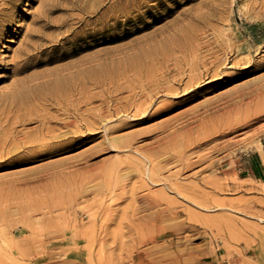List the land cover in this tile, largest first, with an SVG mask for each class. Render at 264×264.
Wrapping results in <instances>:
<instances>
[{"label": "rangeland", "instance_id": "1", "mask_svg": "<svg viewBox=\"0 0 264 264\" xmlns=\"http://www.w3.org/2000/svg\"><path fill=\"white\" fill-rule=\"evenodd\" d=\"M8 1L16 6L8 23L16 43L0 41L7 61L0 65V92L7 94L18 88L17 78L31 87L80 66L91 68V94L99 93L93 82L109 79L130 57L159 54L194 33H232L253 45L264 41V20L243 13L250 0H52L42 19V3L51 0H0V6ZM27 37L36 45L34 58L30 70L15 77ZM254 55L264 61V52ZM263 77L261 70L225 85L203 84L198 99L168 115L119 131L114 122L107 133L46 157L39 156L59 150L66 139L41 140L36 118L17 126L20 139L0 144V155L6 154L0 158V264H264V110L254 113L264 95L249 103L252 116L237 132L190 149L195 164L184 173L176 175L182 166L175 156L153 157L166 166L162 179L174 174L168 183L188 191L183 196L149 183L141 171L150 166L143 154L156 146L143 136L156 125ZM23 137L26 146L34 145L30 153L22 150ZM129 142L131 148L124 147ZM146 195L164 204L146 211ZM165 199L174 208L167 210ZM150 215L158 222L140 225L137 219Z\"/></svg>", "mask_w": 264, "mask_h": 264}, {"label": "bare ground", "instance_id": "2", "mask_svg": "<svg viewBox=\"0 0 264 264\" xmlns=\"http://www.w3.org/2000/svg\"><path fill=\"white\" fill-rule=\"evenodd\" d=\"M246 4L243 13L256 21L264 20V0H250ZM52 6H54L52 0L42 3L38 17L40 19L47 17L49 14L47 12L52 11ZM15 8L14 1L5 2L0 6V41L5 38L6 43L10 44L16 43L15 38L9 34L11 26H8ZM43 8H45L44 11H41ZM33 36L35 38L36 35L30 34L28 37ZM238 38L232 33L225 32H215L212 36L194 33L184 37L185 44H181L180 39L179 44L175 42L172 48L162 50L159 54L155 51L136 54L129 58L126 66L119 68L109 79H96L93 84L101 90L95 94H91V68L89 67L79 69L81 66H78L76 71L62 75L54 81H42L36 85L33 83V87H29L24 82L22 84V80L17 78L13 84V87L18 86L15 91L8 94L0 92V144H14L20 139L16 134L17 126L20 127L27 121L30 122L32 118H36L40 122L41 134L44 135L43 139L40 138L41 140L66 139L59 150L39 156L46 157L53 152L65 151L84 140H89L92 135H98L104 131L107 133L110 124L114 122L120 123L114 127L115 131H119L126 125L141 124L168 115L177 106L198 99L204 88L203 84L219 83L217 81L224 80L220 83L225 85L237 78L264 70V61L259 62L254 55V53L264 52V41L262 44L253 45L250 40L240 42ZM30 42L28 40L27 48L18 53L15 65L22 63V66L17 69L15 77L30 70L31 61L34 58L33 48L36 47ZM233 56L236 57L231 59ZM6 63L5 57L0 56V65ZM88 63L89 60H86V64ZM75 67V65L70 67V70ZM258 95H264V77L248 82L224 96L196 104L182 114L167 118L156 125L150 133L148 131L149 134H145L143 139L152 140L156 146L147 148L148 154H143V158L150 166L142 168L141 171L147 175L149 183L168 185L171 190L177 191L182 196L188 192L178 186L180 184H171L174 174L162 179L160 173L166 166L157 164L153 157L158 158L165 154L175 156L182 166L176 175L184 173V170L195 164L191 162L192 155H189L188 151L193 148H202L220 137L234 134L241 126L246 125L252 116L248 105ZM96 102L99 104L94 105ZM244 109L247 113L241 112ZM263 110L264 105L257 108L254 113ZM22 143H24L22 150L27 153L33 151L34 145L26 146L29 142L25 138ZM38 145L39 143L37 147ZM41 145L40 147H43V144ZM37 147L35 148L38 149ZM124 147L131 148L130 142ZM214 148L217 149V147ZM5 155L2 153L0 158ZM198 156L200 158V155ZM122 164L123 162L118 166ZM212 183L217 185L215 181ZM132 194L135 195V192ZM159 198L146 195L143 199L146 211L164 204V200ZM165 202L167 210L174 208L172 200L165 199ZM141 209L140 206L139 210L142 212ZM137 220L140 225L143 222L151 225L158 222L152 215ZM162 220L166 221L165 218ZM180 226L182 225L179 224ZM159 229H161L160 225ZM175 258L174 255L172 259L175 260ZM176 260L178 261L177 258ZM172 261L167 262L173 264Z\"/></svg>", "mask_w": 264, "mask_h": 264}]
</instances>
